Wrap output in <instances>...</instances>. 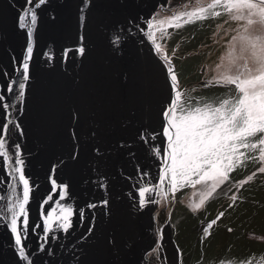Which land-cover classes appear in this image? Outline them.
Returning <instances> with one entry per match:
<instances>
[{
  "label": "bare ground",
  "instance_id": "obj_1",
  "mask_svg": "<svg viewBox=\"0 0 264 264\" xmlns=\"http://www.w3.org/2000/svg\"><path fill=\"white\" fill-rule=\"evenodd\" d=\"M155 1L46 0L36 9L30 79L13 117L20 138L30 133L19 149L31 187L23 241L29 261L19 258L10 217L2 213L22 185L14 175L13 191L0 167V264H59L66 247L95 259L106 244H118L123 230L145 222L149 203L141 207L139 189L150 188L156 173L152 151L160 145L166 94L158 83L163 72L143 38L142 24ZM24 2L0 0L3 123V105L16 94L7 85L18 75L28 42L26 29L18 27ZM61 207L71 210L68 236L62 238L65 231L54 223L44 242V218Z\"/></svg>",
  "mask_w": 264,
  "mask_h": 264
},
{
  "label": "snow or ice",
  "instance_id": "obj_2",
  "mask_svg": "<svg viewBox=\"0 0 264 264\" xmlns=\"http://www.w3.org/2000/svg\"><path fill=\"white\" fill-rule=\"evenodd\" d=\"M45 3L46 0H38L35 4L33 0H26L18 16V27L22 30L26 29L28 42L17 69L18 76L7 85V91L17 92V100L23 98L25 82L30 79L32 37L38 19L36 9ZM197 3L199 6L191 10L174 12L165 19L153 17L147 22V36L157 53L163 52V45L156 43V32H159L160 38L163 39L170 35L168 28L179 29L185 25L224 14L228 15L231 21L244 22L241 29L237 30V35L231 38L232 46L227 52L228 63L225 71L219 77L209 81L212 84L234 86V89L229 88V93L224 97L189 103L185 94L179 90L180 85L171 57L161 56V59L166 62L165 70L173 97L168 108L163 112L166 121L164 135L168 142L163 150L164 166L155 190L158 194L165 195V190L162 188L165 181L168 183L167 192L172 194L185 187L200 186L199 201L194 203L193 210L201 209L205 202L217 192V189L226 185L230 180V174L244 161L258 159L264 162V36L249 33V27L257 23L261 29H264V0H211L206 6H203L200 0H197ZM237 44H239V55H236ZM237 59H242L244 63L238 64ZM249 62L253 65L252 67L249 66ZM217 67L219 68L220 65ZM4 99L5 97L0 95V101ZM3 107L6 114L5 122L0 126V157L4 158L7 170L12 158L5 150L4 137L10 123L7 109L12 106L5 104ZM241 149L258 152V156L246 155ZM14 163L15 166L11 168V172L18 174L22 192L6 206V211L10 213L8 226L18 248L19 258L22 261H29V255L26 253L27 246L23 241L29 228L26 206L29 204L31 187L22 167L24 161L21 159L18 145ZM257 171L264 173V166L259 167ZM255 174L252 173L246 180L237 183L242 186L251 181ZM11 187L15 191L16 185L12 184ZM153 191L148 187L139 189L141 207L145 203L157 202L152 197ZM60 199H64L63 188ZM231 199L235 202L237 197L233 195ZM104 203L106 204L107 201ZM70 215L71 210L67 207H61L58 214L56 209L48 211L43 221L44 236L41 239L47 242V236L53 231L54 223L67 232L71 227ZM223 215L224 213L221 212L216 219L208 223L204 228L205 235L209 234V230ZM18 220H20L19 224ZM32 231L34 232L35 228ZM43 247L44 244L41 243L40 248L43 249Z\"/></svg>",
  "mask_w": 264,
  "mask_h": 264
},
{
  "label": "rangeland",
  "instance_id": "obj_3",
  "mask_svg": "<svg viewBox=\"0 0 264 264\" xmlns=\"http://www.w3.org/2000/svg\"><path fill=\"white\" fill-rule=\"evenodd\" d=\"M210 2L211 0H200L203 6ZM33 3H38V0H33ZM197 6H199L197 0H156L152 4L153 8L151 7L149 11L147 22L153 17L165 19L174 12L191 10ZM152 9L155 10L152 12ZM147 22L144 28L147 41L152 45L153 51L167 76L166 62L161 59V56L171 57L180 85L179 90L185 94L189 103L216 100L226 96L230 87L234 89V86L212 84L209 81L219 77L225 71L228 63L227 52L232 46L231 38L237 35V30H240L244 24L243 21H231L228 15L224 14L197 21L179 29L168 28L170 35L163 39L160 38V33L156 32V43L163 45L162 53H157L152 41L148 39ZM249 33L264 36V29H261L257 23L249 27ZM236 48V55H239V44L236 45ZM173 50L175 51L173 52ZM245 56L247 57V54ZM153 61L161 73L157 62L154 59ZM236 62L241 65L244 63L242 59H237ZM218 65H220L219 68ZM249 66H253L251 62H249ZM161 78V83H158L162 84L166 91L164 99H162L164 103L167 89L162 73ZM14 92L16 94H13L9 100V105L12 107L7 110L10 121L9 130L4 137L6 140L5 150L12 158L7 170L5 169L4 158L0 157V167L6 173L10 185L15 183L13 176L17 175L11 172V168L14 167L16 146L18 145L20 149L23 139L30 137V133L26 131L24 138H20L18 135L19 125L13 120V117L21 100L16 99L17 92ZM170 92L172 94L169 102L164 106L162 115L173 97L171 86ZM159 123L160 118H158V125ZM2 124L3 117L0 116V126ZM165 124L164 119L161 128L164 136V149L168 142L164 135ZM157 150L152 151L156 167L159 155ZM241 151L245 152L246 155L258 156V152H249L246 149H241ZM262 166H264V162L258 159L244 161L230 174V180L226 185L221 186L222 190L217 189V192L199 210H193V205L199 201L200 186L196 188L185 187L172 194L167 192L168 183L165 181L162 185L165 195L158 194L155 187L154 193L157 201L153 212L155 242L148 251L144 264H172V256L165 240L167 223L170 227L171 238L178 251L177 264H264V173L257 171ZM252 173L256 174L251 181L242 186L237 183L246 180L247 176ZM11 178L14 183H12ZM152 182L153 179L150 181V189ZM233 195L237 197L235 202L231 199ZM6 206L3 205L2 207L5 219L10 217V213L6 211ZM221 212L224 215L209 230V234L205 235L204 228Z\"/></svg>",
  "mask_w": 264,
  "mask_h": 264
},
{
  "label": "water",
  "instance_id": "obj_4",
  "mask_svg": "<svg viewBox=\"0 0 264 264\" xmlns=\"http://www.w3.org/2000/svg\"><path fill=\"white\" fill-rule=\"evenodd\" d=\"M153 8V7H152ZM155 10V9H154ZM152 9V12L154 11ZM150 13V12H149ZM149 13L145 19V22L143 24V37L144 41L147 44L148 50L154 60L159 64L161 71L163 72L165 76V80L168 87V95L166 96V100L164 104L160 108V123L158 125V134L160 137V145L159 149L157 150L158 155V165L156 169V173L152 182V189L154 190L158 181L159 176L162 170L163 165V149H164V136L162 135L161 128L162 124L164 122V118L162 115V111L164 109L165 104L169 102L170 95L172 94L170 92V85L168 76L165 74L164 68L160 65L158 57L155 55L153 51L152 45L147 41L145 37V26L147 22V18L149 16ZM152 197L156 201V195L153 191ZM155 203H149L148 209L146 211V220L145 222L131 230H123L122 236L116 246H111L109 244H106L103 248L99 250L97 253L95 259L93 258H87L89 256L88 254L84 253L81 257L80 254L77 253L80 251V249H74L73 253H67V251L70 249L66 247L63 251H65L66 255L63 258L62 251L59 255V264H144L148 251L152 248L155 237L153 233V226H154V217L153 212L155 209ZM106 217V216H105ZM166 237L165 239L168 241V251L171 254L172 264H177V248L175 244L173 243V240L171 238L170 234V227L169 224H166ZM135 232V234L133 233ZM68 236L67 232H62L61 237L66 238ZM90 257V256H89ZM36 263V262H35ZM33 261L28 264H35Z\"/></svg>",
  "mask_w": 264,
  "mask_h": 264
},
{
  "label": "trees",
  "instance_id": "obj_5",
  "mask_svg": "<svg viewBox=\"0 0 264 264\" xmlns=\"http://www.w3.org/2000/svg\"><path fill=\"white\" fill-rule=\"evenodd\" d=\"M261 177H262V176H261ZM258 178H260V176H258ZM258 178H257V179H258ZM251 199H253V198H251ZM257 201H258V200H257Z\"/></svg>",
  "mask_w": 264,
  "mask_h": 264
},
{
  "label": "flooded vegetation",
  "instance_id": "obj_6",
  "mask_svg": "<svg viewBox=\"0 0 264 264\" xmlns=\"http://www.w3.org/2000/svg\"><path fill=\"white\" fill-rule=\"evenodd\" d=\"M165 1V0H164Z\"/></svg>",
  "mask_w": 264,
  "mask_h": 264
}]
</instances>
